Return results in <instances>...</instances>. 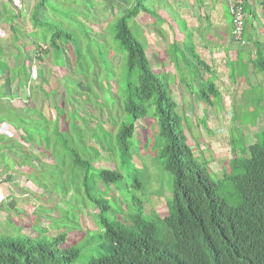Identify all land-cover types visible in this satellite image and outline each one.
Wrapping results in <instances>:
<instances>
[{
    "label": "trees",
    "instance_id": "1",
    "mask_svg": "<svg viewBox=\"0 0 264 264\" xmlns=\"http://www.w3.org/2000/svg\"><path fill=\"white\" fill-rule=\"evenodd\" d=\"M124 1L128 3L127 8L113 19L115 22L111 27L114 39L124 51L125 63L124 82L120 84V88L118 86V91L116 87V97L119 101L115 100L111 111L116 112L119 104L122 113L114 120L112 128L105 127L106 121L109 123V115L105 114L102 107L104 106L105 110L108 107L102 97L97 99L98 103L103 101L98 107L95 101L98 111L96 118L103 114L105 121L99 118L90 121L75 112L77 105L84 100H91L89 95L96 97L106 85L100 81L98 75L95 78L92 76L87 82L89 87L84 91L80 89V100L73 101L77 94L68 95L62 91L56 103L50 102L51 107L45 103V109L32 108L29 104L24 108L27 109L26 113L32 109L35 111L28 119L17 117L19 126L14 128L17 135L10 138L0 136V166L3 168L0 172L15 171V162L9 157L16 154L18 149L22 150L18 157L20 167L27 166V176L32 178V182L41 192L45 193L49 183L46 182L45 188V170L52 178L61 181L65 177L68 180L67 184L62 183L60 186L62 192L56 196L58 201L64 203L65 207L66 203L79 204L81 211L78 210V216L81 218L83 213L87 214L86 221L83 219V222L92 224V219L93 226L102 229L101 233L106 242L105 253L89 258L86 264H264V127L257 133L256 142L234 148L231 143L233 136L226 129L225 135L226 138L230 136L228 143L231 145L233 156L227 162V168L223 167L220 174L213 172L209 167L214 157L205 160L194 156L196 148L187 144L178 129L176 104L167 89L170 82L181 84L186 89L192 86L185 84V70H190L192 65H195L194 70L198 66L203 72H208L209 69L198 60L191 33L179 30L183 36L181 63L177 62L175 50L178 45L175 41L171 42L165 51L168 61L175 67L179 66L177 69L174 67L176 73L168 84V79L153 69L151 58L146 56L145 47L137 40L132 32L133 25L129 22L140 14L148 15L153 19L148 28L156 27L155 34L163 38L165 31L161 26L169 28V31L172 27L159 15L158 9L167 8L169 2ZM21 3V8H16L12 7L8 0H0V24L8 26V41L11 40L15 44L18 39L24 40L27 36L22 33L21 28L13 25L14 20L24 15L23 1ZM84 5H87L86 1L83 2ZM93 6L94 3H89L86 7L93 9ZM31 11L32 28H37V31L29 33L31 45L18 49L13 69L8 66L3 51L1 52L0 72L9 73L7 80L4 79L2 84L4 89H10L9 85L13 82L19 84L20 73L28 85L29 65L27 66L25 61V52L31 51L29 47L34 48L35 52L46 53L50 62L55 61L51 63L57 68H61L56 59L62 61V46L69 48L71 58H76V65L79 64V57L84 56L87 51L90 54L88 62L98 59L100 65L107 64L104 72H100L104 74L108 70L110 46L104 41L95 43L93 56L89 53L91 46L88 44L86 50L82 51L77 38H72L68 31L57 29L50 36H46L43 12L45 0H37ZM39 14L43 15L42 19L38 18ZM169 17L171 18V15ZM172 18L174 20L176 17ZM94 21L97 22L95 18ZM174 21L179 28L176 20ZM230 25L232 30V18ZM82 26L85 25L82 23ZM244 29L243 24L242 30ZM85 34L88 35V32L85 31ZM230 37L235 41L232 33ZM59 42L63 44L59 45ZM154 62L156 65H162L163 61L154 56ZM254 65L258 70H264V59L256 61ZM39 67L38 64L35 81L41 90L45 91V70H40ZM72 67L75 68L73 60ZM112 67L114 72L115 68L113 65ZM63 79H66V76ZM109 79L106 75L105 81ZM41 82L43 83L40 84ZM32 92L27 96V103ZM199 92L198 97L205 99L204 104L212 99L217 102L220 98V93L210 76ZM109 94L111 96L110 91ZM64 106L69 107L71 112L66 113ZM149 108L153 109V115L156 117L158 135H152L153 140L150 141L149 129H144L140 138L144 136L146 140L141 145L148 147V153L150 150L154 153L152 159L158 160L162 169L172 177L171 196L164 201L167 214L163 216H159L154 210L146 214L145 202L138 195L130 192L131 196L127 197V192L122 191L123 169L131 162L132 157V140L138 123L144 120ZM121 114H124V120H120ZM93 122L95 126L92 125ZM96 129H106L109 131L108 135H97ZM86 139H92L93 143ZM148 140L152 142L150 145ZM35 149H40L38 154L34 153ZM197 151L200 154L201 150ZM103 152L108 153L109 159L112 158V165L109 168H96L95 160ZM44 155L49 161L39 158ZM67 185L72 186V189ZM130 187L134 192L139 191L140 183L135 177ZM112 188L116 190L120 201L114 194H110ZM52 192L55 195L58 193L54 189H51L50 193ZM69 193V198L75 199L74 204L67 198ZM76 195H79L80 200H77ZM117 201L119 204L113 208L112 203ZM57 210L59 213L58 208ZM63 215L61 212L60 219ZM38 220L39 217L31 222V234H25L21 230H0V264H71L77 260L79 250L62 244H65L67 237L83 235L77 232L68 233L65 229L57 227L56 230L62 231L50 236L47 229L37 226ZM6 223L8 224L7 218ZM12 224L13 222H9L8 225L12 227ZM61 227L65 228L63 225Z\"/></svg>",
    "mask_w": 264,
    "mask_h": 264
},
{
    "label": "rangeland",
    "instance_id": "2",
    "mask_svg": "<svg viewBox=\"0 0 264 264\" xmlns=\"http://www.w3.org/2000/svg\"><path fill=\"white\" fill-rule=\"evenodd\" d=\"M22 1L24 4V15L14 20L13 25L16 28H21L22 33L27 35L32 31H35V29L32 28L31 22L29 20V13L33 4L37 0ZM85 1L87 2V5L89 3H94L93 9L86 7L87 5L83 6V2ZM170 1L171 0H169V2ZM127 5L128 3L124 0H45L46 36H50V34L57 29L68 31L72 38H77V43L79 41L82 51L86 50L87 45L89 44L91 46L89 53L93 54V56H95L94 53L96 50L95 43L104 41L106 45L110 46V52L108 55L110 60L108 61V70L105 71L104 74L101 73L107 68V64L105 63L106 65H100L101 62H99L98 59H95L93 62H88L90 54H88L87 51L84 52V56L79 57V64L77 63L76 65V58H71V52L69 48L64 45L62 46V61L59 58L56 59L61 68H57L52 63L47 65L45 64V69L42 68V70H45V83L43 85L45 91L41 90L40 86L35 80L31 83H28L27 85L25 84L23 75L21 73L18 75V78L21 80V82L17 84V92L19 93L18 101H16L17 104L11 102H2L0 97V110H5L4 112L0 111V120L4 122L10 121V126L17 128L19 126L17 117H24L25 119H28L34 114V109L26 113L27 109L24 108L28 104L32 108L35 107L37 109L40 107L45 109V103L51 107L50 102L56 103L59 98L58 95L61 94L62 91L64 94L67 93L68 95L77 94L73 101L80 100L81 97L78 94L80 89L83 91L86 90L89 87L87 82L92 79V76L95 78L98 75L100 81L106 85L100 89V92L96 95V97L89 95L91 100H84L80 105H77V111L75 110V112L78 115L85 116V118L89 119L90 121H95V119L98 118L99 120L105 121L106 119L103 114L97 116L96 118L98 111L96 110L95 104L98 97H102L104 104L108 106L106 110L104 106L102 107L104 108L105 114H107V116L109 115V123L106 121L105 127L106 129H111L114 120L118 118L119 113H122L119 108V104L116 112L111 111L114 108V103L119 101L116 96L118 86L120 88V84L124 82L123 73L125 70L124 51L120 49L119 44L114 39V33L111 30V27L115 22L113 19L117 15L123 13L127 8ZM159 12L161 17L167 21L170 15L172 21V16L179 20L177 16L180 14V11L175 9L171 10L169 5H167V8H164ZM94 18L97 20V22L94 21ZM110 21H112V23ZM82 23L85 26H82ZM149 23H153V19L150 16L143 14L138 15L136 19L129 22V24L133 25L132 32L135 34L137 40L145 47L146 56L151 58V65L153 69L158 71V73H162L160 75H162L163 78H167V83L169 84L176 73L175 68L177 69L179 66L175 67L168 61L165 51L171 42H177L178 46L176 47L175 52L177 53V62L179 61L180 64L181 42L179 43V41L181 40V36L176 30L173 29L174 33L173 31L167 30L164 33V37L161 39V37L157 36L155 32L148 30ZM247 24L252 23L247 20ZM244 25L246 24L244 23ZM178 26H180L181 29L185 31V28L182 24ZM0 27H2V30L5 31L4 33L6 35H4L3 39L0 38V40L3 41L4 44L6 43V45H8L7 43L10 41H8L10 37L9 28L5 24L1 25ZM85 31L88 32V35L85 34ZM29 40L30 39L28 37H25L22 42V47L24 45L27 47L30 44ZM46 40H48L47 37ZM69 42L74 43L72 41ZM61 44L63 43L59 42V45ZM31 56V51L27 50V52H25V59L32 62ZM154 56H158L162 59V65H156L155 62L153 63ZM72 60L75 65L74 69L72 67ZM51 62L55 61L53 60ZM112 65L115 68V74L112 71ZM32 66L37 69L38 64L36 61ZM229 66L230 73L228 77L230 89L228 88L224 92L226 95H228V99L231 98L233 101L232 105L230 106L232 109L230 112L222 110L220 104H218L219 106H216L215 109H209L210 112L204 109L203 101H205V99L198 97L197 92L200 96L199 89L201 88L202 84L205 83V81H208L209 74L203 72L199 66L194 70L195 65H192L190 70H185V77L187 79L185 84H191L192 86H188L186 89L181 84H174L170 82L168 88L169 90L167 89L169 96L176 104V112L179 117L178 129L181 135L190 147L196 148L194 156H199L201 159L205 160L214 157V161L209 164V167L213 170V172L219 174L223 167L227 168V162L232 159L233 155L230 151L231 145L228 143L230 136L224 139L219 137L218 133H216V127L223 125L227 130L230 131L231 135L233 136V140L231 141L233 148L235 146L245 147V145L256 142L258 140L257 133L264 127V101H262L263 103L261 102L260 104H255L256 101L260 100L261 95L264 99V73L260 74L263 78L257 75L251 80L250 75L248 74L247 76L246 72L240 69V65L232 64ZM26 69L28 70L27 67ZM223 72L224 69H222V72H219V75H221ZM105 74L108 78H110L107 82L105 81ZM65 76L66 79H63ZM213 76V74L210 75V78L213 79ZM55 77H58V79ZM258 77H260V79ZM70 78L73 79L71 80ZM42 83L43 82L40 84ZM48 89L51 90L49 91ZM4 90L6 91V89ZM109 91L111 92V96ZM30 92L32 93L30 94L27 103V96ZM110 97L113 99H110ZM23 100H26V102ZM101 102L103 101H100L99 103L97 102V107L98 105L103 104ZM63 108L66 113L71 112L69 107L64 106ZM61 110L63 111V109ZM11 111L12 114L10 113ZM123 116L124 114H121L120 120L125 119V116ZM33 117H35V115ZM207 121L211 124H208ZM92 125L95 126V123L93 122ZM106 129H99L98 131L96 129L95 131H97V135H100L101 133L108 135L107 132L109 131ZM144 129H146V131L149 129V133L151 134L149 139L150 141L153 140L152 135H158V125L156 117L153 115L152 108L147 110L144 120L139 122L137 125V132H135L134 138L132 140V157L130 158L131 162L127 163L123 169L122 191L127 192V197L131 196L132 193L138 195V197L145 202L144 210L146 214H149L154 210V212L159 216H163L167 214L164 201L170 199L172 177L169 172L162 169V166L158 160L152 159L154 153L151 150L148 153V147L141 145L146 140L144 136H141L140 138V135H142L143 131H145ZM149 140L147 142H149L148 144L150 145L152 142ZM160 140H158L159 143L161 142ZM87 141L93 143L92 139ZM158 141L156 143H158ZM211 144L213 145V150L211 149ZM197 150H201L200 154ZM16 151V154L10 156L12 161L16 164V166L13 168L15 170L13 171L15 174L13 176L2 177V172H0V179L3 180V183H1L2 189L6 191L7 197L9 195L11 196L9 197L11 199L3 204V209L5 211H2L0 216V230H21L25 234H31V222L39 217L40 220H38L37 226L47 229V234L50 236H55L63 229H65L68 233L77 232L78 234L81 233L83 235V237H81V235L78 237H67L65 244H62L63 246H73L79 250L77 260L71 264H86L89 258L105 253L106 242L104 240L103 234L101 233L102 229L95 228L93 226L92 219H90L92 224L83 222V219L86 221L85 218L87 214L83 213L81 218L78 216V210L81 211V208L79 207V204H74V198H69L71 194L69 193L67 198L72 200V204L74 205L66 203L65 207L64 203L58 201L56 196L60 195L62 192L60 186L62 183L67 184L68 180H66L65 177H63V180L61 181L58 178H52L48 175V173H46L45 170V188L46 182L49 183L47 184L45 193L41 192L38 190L39 187H36L32 182V178L27 176L26 172L29 170L27 166L20 167V159H18V157L20 156L19 154H22V150L16 149ZM39 151L40 149H35L34 153L38 154ZM90 151H92V149H90ZM144 151L146 152L143 153ZM39 158L43 159V161H49L46 155L40 156ZM112 161V158L109 159L108 153L105 154V152H103V154H101V156L95 160L94 166L96 168H109L112 165ZM134 177L140 183V189H138L139 191L136 192H134L130 187L131 183L134 181ZM67 187L72 189V186L67 185ZM51 189H54V191L58 193L55 195V193L52 192L51 194ZM110 194H114L119 201L121 200L115 189L112 188ZM76 198L77 200H80L79 195H76ZM117 204H119L118 201L117 203L113 202V208H116ZM56 206L59 209V213ZM32 210H34L33 213L31 212ZM60 211L64 213L61 219ZM53 217L58 218L55 219ZM6 218L8 219V224L9 222H13V228L6 223ZM17 221H19V224H17ZM62 225L65 228L61 227ZM57 227L61 228L62 230H56Z\"/></svg>",
    "mask_w": 264,
    "mask_h": 264
},
{
    "label": "crops",
    "instance_id": "3",
    "mask_svg": "<svg viewBox=\"0 0 264 264\" xmlns=\"http://www.w3.org/2000/svg\"><path fill=\"white\" fill-rule=\"evenodd\" d=\"M167 1L169 2V0ZM231 3L242 4V8L244 12L243 21L246 24L245 29L242 30V35H243L242 38L244 40L243 45L231 40L230 37L231 25H230V14L228 8ZM12 7L14 6L12 5ZM169 7L171 10L175 9L177 11H180V14L177 16L179 20H177L176 18L174 20H176L178 25L182 24L184 26L185 32L191 33L192 45L195 47V52L197 54L198 60L208 67L209 69L208 72L207 71L205 72L209 74V76L212 74L214 75L213 83L217 87L219 93L220 94L223 93L222 95H220V98L218 99L217 102H215L212 99L210 102L207 103L206 109L205 108L204 109L210 112V110L215 109V107L219 106L218 104H220L222 110L230 112L232 110L230 106L232 105L233 101L231 100V98L228 99L227 97L228 95H226L224 92L228 88L230 89L229 87L230 82L228 77L230 73L229 65L232 64L240 65V69L242 71H245L247 76L249 74L251 80L254 79L255 76L257 75L263 78L260 74L264 73V70L261 71L258 70L254 65V63L258 60L264 59V0H171L169 2ZM163 9L164 8L162 7V10ZM31 10L29 13V18L32 12ZM162 10L158 9V13L160 16L161 14L159 11ZM43 12L45 15V11ZM40 15L41 14H39L38 18L42 19L43 15H41V18ZM29 20L31 22V18ZM174 20L172 21V19L168 17V21L167 20L166 21L172 27L171 31H173L174 29L179 33V30L182 29L180 26L179 28L176 27ZM247 20H249L252 24H247ZM1 25L3 24H0V26ZM31 26H32V22H31ZM161 27L164 31L169 30V28L164 27L163 25ZM33 29L37 31V28H33ZM148 30L154 32V30H156V27L148 28ZM4 32L5 31L2 30V27H0L1 39H3L5 35ZM29 36L30 35L27 34L26 37L29 38ZM180 36H181V40L179 41V43L182 42L183 39L182 34H180ZM22 42L23 40L20 38L17 40V44H15L13 41L10 40L9 43H7L8 45H6V43L4 44L3 41L0 40V55L1 52L3 51V55L5 56L8 66L11 69H13L12 67L16 61V57L18 56L19 53L18 49L19 48L21 49L22 47ZM29 42H30L29 45H31L32 40L30 39ZM42 47L44 49L45 44H43ZM29 48L31 50L32 62H30L29 60H25L27 66L29 65L30 67L36 61V63L38 62L40 66L39 67L40 70H42V68L45 69V64L47 65L50 62V60H48L47 58L48 55L44 52H39V53L35 52L34 48L32 47ZM38 57L40 59H38ZM222 69H224V72L221 75H219V72H222ZM8 74L9 73L8 72L5 73V71L4 74L3 71L0 72V97L2 99V102H11L17 104L16 101H18V94H19L17 92L18 90L17 83L13 82L11 85H9L10 89H6V91L3 89L4 87H2L4 79L7 80V77L9 76ZM260 77L258 78L260 79ZM262 101H264V99L263 96L261 95L260 100L256 101L255 104H260ZM0 111L4 112L5 110L2 109ZM207 123L211 124L208 121ZM221 126L222 125L216 127V133H218L219 137L224 139L226 138L225 137L226 131L224 130V132H222ZM16 135L17 134L15 132V129L10 126V121H6V122L0 121V136H3L4 138H10L12 136L15 137ZM212 144H211V149L213 150ZM9 159H11V157H9ZM2 169L3 168L1 167L0 170ZM14 174L15 172L11 173L10 171L5 173L2 172V177L13 176ZM3 193L7 197L6 191L3 190ZM6 197H5V202L11 199L9 198L11 197L10 195L7 198ZM3 204L0 206L1 213L2 211H5L3 209Z\"/></svg>",
    "mask_w": 264,
    "mask_h": 264
},
{
    "label": "built area",
    "instance_id": "4",
    "mask_svg": "<svg viewBox=\"0 0 264 264\" xmlns=\"http://www.w3.org/2000/svg\"><path fill=\"white\" fill-rule=\"evenodd\" d=\"M14 7L21 8L22 3L21 0H8ZM232 14V35L233 39L243 45L244 40L241 38V31H242V19H243V12L239 6L232 8L230 10ZM37 69L34 66H31L29 69V82H32L36 78ZM0 179V206L5 202V195L3 193L2 185ZM1 215V212H0Z\"/></svg>",
    "mask_w": 264,
    "mask_h": 264
},
{
    "label": "clouds",
    "instance_id": "5",
    "mask_svg": "<svg viewBox=\"0 0 264 264\" xmlns=\"http://www.w3.org/2000/svg\"><path fill=\"white\" fill-rule=\"evenodd\" d=\"M21 2H22V0H21ZM236 6H239L240 8H241V10H242V12H243V8H242V4H240V3H231L230 5H229V8H228V11H229V14H230V18H232V14H231V12H230V10L232 9V8H235ZM170 18V17H169ZM171 19V18H170ZM243 19H244V12H243ZM243 19H242V26H243V24H244V21H243ZM232 31V30H231ZM196 53V52H195ZM32 66V65H31ZM30 66V67H31ZM30 67H29V69H30ZM28 83H31V82H28ZM206 105H207V102H206V104H204V108L206 109ZM223 126V125H222ZM254 126V125H253ZM221 130H222V132H224V130H226V127L225 126H223L222 128H221ZM260 131V130H259ZM225 134H227V130H226V133ZM225 137H226V135H225ZM1 182L3 183V180H1Z\"/></svg>",
    "mask_w": 264,
    "mask_h": 264
}]
</instances>
